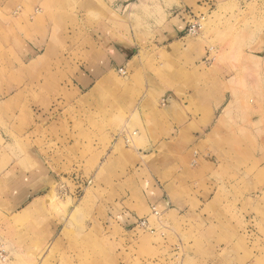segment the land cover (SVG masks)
<instances>
[{"label": "crops", "instance_id": "crops-1", "mask_svg": "<svg viewBox=\"0 0 264 264\" xmlns=\"http://www.w3.org/2000/svg\"><path fill=\"white\" fill-rule=\"evenodd\" d=\"M116 2L0 0V52L23 51L24 63L56 50L91 52L89 71H76L75 88L60 93H71L76 101L94 96L98 82L111 76L103 72L106 68L130 69L132 64L133 36L119 31L121 39L112 22ZM102 9L108 17H95ZM180 20L172 16L152 30L147 51L184 39ZM78 37L84 38L76 42ZM247 50L248 61L236 72L222 68L215 74H189L188 80L177 73L149 74L150 95L139 104L134 96L145 92V84L115 90L127 98L128 110L114 124H102L96 99L52 107L58 91L45 90L39 110L31 108L14 135L0 132V237L18 249L39 248L49 255L66 246L69 233L83 234L85 219H94L96 228L109 223L110 233L122 236L128 234L124 224L134 219L146 218L155 228L152 205L163 211L158 219H169L171 225L175 219H201L217 231L227 219H250L264 228V61L259 60L264 43L252 40ZM38 51L45 55L36 56ZM171 62L182 63L179 58ZM124 82L131 86L130 78ZM157 96L166 97L161 108ZM85 111L92 112L90 118ZM125 125L137 131L132 146L116 137ZM11 139L15 146L8 150L4 141ZM78 172L92 176L93 184L78 201L58 200L59 177ZM126 240L119 242L127 247ZM251 248L248 258L257 252Z\"/></svg>", "mask_w": 264, "mask_h": 264}, {"label": "rangeland", "instance_id": "rangeland-1", "mask_svg": "<svg viewBox=\"0 0 264 264\" xmlns=\"http://www.w3.org/2000/svg\"><path fill=\"white\" fill-rule=\"evenodd\" d=\"M113 7L117 14L116 22H112L118 29V37L124 40L119 34L125 32L132 34L134 39L131 53L127 52L132 58L130 69L124 68L127 74H122L118 67L106 68L103 72L111 76L106 81L98 82V94H86L76 101L77 98L71 93L62 96L60 92L62 88H68L70 92L75 88L72 78L76 71H89L86 63L94 59L91 52L79 51L78 47L64 52L56 50L47 57L41 56L25 63L21 59L25 58L23 51L0 52V132L14 135L12 131L15 125L27 120L31 108L39 110V104L44 102V91L49 89L58 91L52 96V107L60 106L66 100L68 103L83 102L87 105L96 99V103L101 104L102 124H114L116 120L125 118L128 110L127 98L117 95L115 90L137 88L139 85L143 87L145 84V92L134 96L136 101L133 103L139 104L150 95L146 86L149 74L165 77L169 73H177L182 80H188L189 74H215L217 69L222 68L236 72L248 61L247 53L250 51L247 49L252 40L264 43V0H247L242 4L231 0H117ZM103 9L94 16L107 18V11L105 13ZM176 15L185 25L182 28L185 38L174 47L156 48L148 52L147 38L152 30L162 28L163 22ZM203 16L202 29L196 34H188L190 18L201 19ZM83 38L78 37L76 42ZM56 44V47H61L58 39ZM38 54L43 55L44 51H38L36 56ZM189 56L193 60L187 63ZM260 56L261 63L264 61V51ZM178 58L182 63L171 62ZM48 75L52 77L49 80L46 79ZM129 78L131 86L124 82ZM129 100L132 99L129 97ZM165 101L166 97L157 96L156 106L163 107ZM250 103H253V99L248 100ZM46 114L50 113H41L43 116ZM54 115L55 112L52 117ZM84 115L88 119L92 112L85 111ZM136 135L137 131L130 125L116 132V137L125 139L129 146L133 145ZM4 142L8 150L15 146L12 139ZM73 176L85 181L82 189H78ZM63 184L67 189L65 195L60 190ZM92 184L93 177L86 174L62 175L58 179L56 198L78 201ZM158 210L160 215L152 212L156 217L152 219L156 222L155 228L149 222L147 227L138 226L141 219H134L133 223L124 224L123 232L127 231L128 234L124 233L123 236L118 231L110 233L109 226L107 228L109 223L104 229L96 228L94 219H85L83 234L76 231L69 233L66 246L49 255L39 248L18 249L13 241L0 237V254L5 257L1 258L0 255V264H264V228L253 225V220L227 219L223 229L214 231L210 229L212 224L201 222V219H175L174 225H171L169 219H158L163 215V211ZM119 237L120 240L127 239V247L124 242H119ZM220 238L225 240L220 242ZM220 243L224 244L219 247ZM250 247L257 251L252 258L246 254Z\"/></svg>", "mask_w": 264, "mask_h": 264}, {"label": "built area", "instance_id": "built-area-1", "mask_svg": "<svg viewBox=\"0 0 264 264\" xmlns=\"http://www.w3.org/2000/svg\"><path fill=\"white\" fill-rule=\"evenodd\" d=\"M203 20H204V16L201 17V19H194V18L191 19L190 18L188 26H187L188 34L198 33V31L202 29V21ZM120 72L122 74H127V70H125L124 68H121ZM73 180H74L76 186L78 187V189L79 190L82 189V186L85 184V181L78 176H73ZM60 190H61L62 194H64V195L67 193V189L65 188V184L62 185V188ZM152 212L155 215H160V212L155 205L152 206ZM147 223H148V221L146 218H141V220L138 221V226L147 227ZM0 255H1V258L5 259V257L2 256V254H0Z\"/></svg>", "mask_w": 264, "mask_h": 264}]
</instances>
